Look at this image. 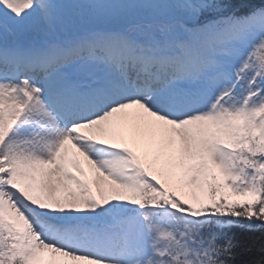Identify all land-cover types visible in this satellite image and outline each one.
<instances>
[{"label":"snow or ice","instance_id":"1","mask_svg":"<svg viewBox=\"0 0 264 264\" xmlns=\"http://www.w3.org/2000/svg\"><path fill=\"white\" fill-rule=\"evenodd\" d=\"M0 264H264V0H0Z\"/></svg>","mask_w":264,"mask_h":264},{"label":"trees","instance_id":"2","mask_svg":"<svg viewBox=\"0 0 264 264\" xmlns=\"http://www.w3.org/2000/svg\"><path fill=\"white\" fill-rule=\"evenodd\" d=\"M244 223H248V221H243Z\"/></svg>","mask_w":264,"mask_h":264}]
</instances>
